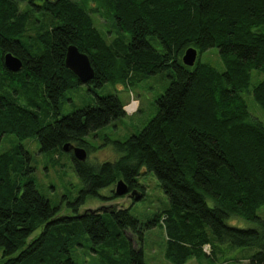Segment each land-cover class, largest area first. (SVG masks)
Segmentation results:
<instances>
[{
	"label": "trees",
	"instance_id": "16d2710c",
	"mask_svg": "<svg viewBox=\"0 0 264 264\" xmlns=\"http://www.w3.org/2000/svg\"><path fill=\"white\" fill-rule=\"evenodd\" d=\"M94 14L129 33L130 41L122 36L123 42H108ZM69 44L89 55L96 70L86 83L91 87L133 83L139 73L147 77L170 68L172 81L149 123L114 141L116 161L95 166L70 151L83 183L69 202L75 215L57 217L59 207L37 188L22 142L0 153L1 264H77L69 245L86 233L100 245L93 248L99 264H147L145 230L159 216L144 222L130 207L115 206L77 214L89 195L119 179L140 192L143 168L157 175L170 200L169 257L182 263L206 257L204 244H212L215 255L229 243L251 250L246 260L235 257L230 264H264V219L257 214L264 204V122L252 116L244 96L252 93L264 108V78L252 85L254 70L264 74V0H0V143L14 134L21 141L36 137L42 152L67 142L88 152L90 132L126 116L117 94L97 95L94 104L61 114V97L84 84L65 64ZM189 46L198 49L193 66L183 61ZM212 47L219 49L224 71L200 60ZM8 52L22 59L20 71L5 67ZM43 112L53 113V121L44 123ZM238 210L258 226L227 224ZM127 229L139 245L129 243Z\"/></svg>",
	"mask_w": 264,
	"mask_h": 264
},
{
	"label": "rangeland",
	"instance_id": "374dc122",
	"mask_svg": "<svg viewBox=\"0 0 264 264\" xmlns=\"http://www.w3.org/2000/svg\"><path fill=\"white\" fill-rule=\"evenodd\" d=\"M23 6H26L25 3H23ZM32 15L35 18L39 16V14L35 12H33ZM94 18L96 25L106 33L105 36L108 42H118V40H122L123 42V38L126 42L130 41V34L125 32L123 33L124 35H122V32H119L112 25L111 20L102 18L98 14H94ZM155 44L158 46V42H155ZM118 49L119 45L117 46V50ZM200 60L212 64L220 71L225 70L224 63L217 47H212L203 52L200 55ZM172 74V68L147 77L139 73L133 83L112 84L106 82L102 87H91L92 85L84 83L78 88L70 89L65 92L60 99L61 114H69L87 105L94 104L97 95L117 94L123 102L126 103L125 109L126 112H128L126 116L90 132L85 137L89 147L87 162L98 166L106 161H116L120 157V152L116 150L114 141H124L130 136L139 133L156 115L158 110L156 100L160 95L165 93L170 86ZM252 76V85L264 78V74L257 70L252 72ZM41 93L39 96L40 100L43 98ZM244 96L252 116L264 122V108L256 102L252 93L246 92ZM19 103L26 105L25 98L20 97ZM128 107L134 110L128 111ZM34 110L37 109L34 108ZM40 118L44 123L51 122L54 119V114L51 112H43ZM20 142L24 145V149L30 153V160H25L33 168L32 175L36 181L37 188L50 200L53 206L59 207L57 217L75 215L76 211L69 202L75 201L80 195L83 183L75 171L72 152L65 151L62 148H56L50 152H42L40 151V143L36 137L21 141L16 135L8 134L0 143V153L8 150H15L18 148ZM138 182L140 183L139 193L142 192L143 194L139 199L133 198L131 194L111 198L115 191V185L104 187L99 190L98 196L89 195L86 202L80 205L77 214L89 210H97L101 213L109 212V208L115 206L117 208L130 207L132 214L144 222L153 220L156 216H159L157 224L145 230L143 251L144 259L147 264H214L212 262L214 247L210 243L204 244L202 247L203 252L207 254L206 257H191L182 263L169 257V233H167L168 219L171 216L168 209L170 207L169 197L163 190L157 175L153 171H148L147 168L142 169L141 175L138 176ZM208 202L211 205L213 204L210 198ZM238 211L237 214H231L226 219L227 224L240 228L258 226L256 221L246 218L240 213V210ZM257 214L264 219V204L257 209ZM41 231L42 228H38L29 240ZM123 233L128 237L129 243L132 241L134 244L139 245L136 235L131 230L127 229L123 231ZM88 237L89 234L87 233L82 235L79 238L78 244L71 243L70 240L71 244L69 245V249L71 256L77 264H99L95 257L97 254L94 252L93 248L99 249L100 245L95 244L94 241L88 239ZM216 249L218 251L217 254H215L216 258L214 262L216 264H230L233 258L246 257L251 252V250L233 247L229 243L222 244V246L220 245V247ZM58 253L64 256L66 255L64 251H59V247ZM242 259L246 260V258ZM2 260L3 249L0 247V264ZM35 264H43V262H35Z\"/></svg>",
	"mask_w": 264,
	"mask_h": 264
},
{
	"label": "water",
	"instance_id": "95a60500",
	"mask_svg": "<svg viewBox=\"0 0 264 264\" xmlns=\"http://www.w3.org/2000/svg\"><path fill=\"white\" fill-rule=\"evenodd\" d=\"M197 57L198 49L193 46H190L185 51L183 61L186 65L193 66L197 60ZM65 64L67 68L72 70L78 76L82 83H88L94 78L96 74L95 67L89 55L86 52L81 51L75 44L68 45L65 57ZM4 65L8 70L18 72L23 68L24 64L22 59L14 55L12 52H8L4 54ZM63 149L69 152L73 151L74 156L78 160H87L88 152L86 148L82 146L75 145L72 142H67L63 146ZM115 193L118 196H123L125 194L130 193L136 199H139L141 197L140 193L137 192L135 189L130 191L129 185L127 184V182H125L124 179H119L116 182Z\"/></svg>",
	"mask_w": 264,
	"mask_h": 264
},
{
	"label": "clouds",
	"instance_id": "9594fccd",
	"mask_svg": "<svg viewBox=\"0 0 264 264\" xmlns=\"http://www.w3.org/2000/svg\"><path fill=\"white\" fill-rule=\"evenodd\" d=\"M24 64V63H23ZM126 106V105H125ZM124 109H125V107H124ZM125 111H126V109H125ZM128 111H130V110H128ZM126 113H128V112H126ZM76 145V144H75ZM116 185V184H115ZM131 191V190H130ZM115 192V191H114ZM128 194H130V193H128ZM119 197V196H118ZM134 198V197H133Z\"/></svg>",
	"mask_w": 264,
	"mask_h": 264
},
{
	"label": "bare ground",
	"instance_id": "6f19581e",
	"mask_svg": "<svg viewBox=\"0 0 264 264\" xmlns=\"http://www.w3.org/2000/svg\"><path fill=\"white\" fill-rule=\"evenodd\" d=\"M128 108H129V107H128ZM129 110H134V109H130V108H129Z\"/></svg>",
	"mask_w": 264,
	"mask_h": 264
},
{
	"label": "flooded vegetation",
	"instance_id": "af4514ba",
	"mask_svg": "<svg viewBox=\"0 0 264 264\" xmlns=\"http://www.w3.org/2000/svg\"><path fill=\"white\" fill-rule=\"evenodd\" d=\"M48 1H50L51 2V0H48ZM53 1V0H52Z\"/></svg>",
	"mask_w": 264,
	"mask_h": 264
}]
</instances>
